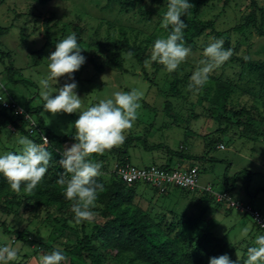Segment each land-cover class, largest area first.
Returning a JSON list of instances; mask_svg holds the SVG:
<instances>
[{
	"label": "rangeland",
	"instance_id": "1",
	"mask_svg": "<svg viewBox=\"0 0 264 264\" xmlns=\"http://www.w3.org/2000/svg\"><path fill=\"white\" fill-rule=\"evenodd\" d=\"M133 1L135 6L128 2L121 8L119 0H113L110 5L109 0H52L45 5L32 0H0V94L22 109H40L47 127L56 135H74L73 124L78 114L59 113L54 116L45 112L40 95V81L49 74L48 57L55 51L56 42L74 33L83 48L82 54L87 58L80 70L73 74L83 110L101 99L111 98L116 91L135 89L140 94V108L137 120L127 131L125 139L143 136L152 145L164 143L184 153L205 156L207 160L195 161L200 168L201 189L211 185L214 192L223 193L228 181L233 185L227 191L231 199L249 203L264 213V91L261 93L255 85L258 81L256 71L250 70L247 64L243 67L246 57L264 60V0H189L192 7L182 17L184 21L198 16L202 23L214 21L215 25L195 38L185 28L184 44L191 51L173 73H168L162 65L158 69L159 64L150 61L154 41L166 38L171 30L170 27H162L167 10L165 0ZM123 32L127 33L131 45L143 48L148 61L145 66L119 47ZM217 39H222L224 47L231 49V57L210 74L209 81L200 91L189 90L190 76L205 59L204 48ZM38 51L41 53L37 54ZM117 52L121 64H117ZM248 72L256 74L253 81H249ZM242 73H245V78H242ZM174 78L179 82L178 95L169 89ZM66 82H71L66 76L59 77L58 83L49 81L53 92ZM218 82L237 86L238 89L231 92L226 108H249L254 114L251 131L237 126V118L231 117L230 122L226 121L227 118L219 120L224 108L215 100ZM167 100L172 102V114L177 115L180 121H174V117L167 114ZM219 129H225V132ZM19 136L24 135L13 126L11 119L9 121L1 113L0 107V154L18 152L21 146L16 139ZM72 144L69 142L58 148L49 143L47 147L52 153L50 165L58 160L57 156L65 146ZM219 144H224L225 148H219ZM132 145L129 162L137 166L154 162L161 165L169 157L166 149L146 151L137 142ZM118 147L122 145L107 150L102 162L97 157L91 158L101 164L102 175L96 179L107 188L120 181L114 171ZM240 171L243 172L234 178ZM134 189L133 205L146 211L147 217L163 230L172 224L171 237L185 250L203 232L211 231L235 246L234 262L243 264L246 249L254 244L257 235L264 234L248 214L225 203H217L214 197L205 210L201 200L206 196L201 191L188 192L173 187L162 195L145 183ZM10 191L0 200V246L10 245V249H15L19 264H42V257L52 252V245L65 252L87 233L92 234L94 227L105 222L102 209L110 194L107 189L105 197H101L100 191L93 219L76 223L72 205L57 209L58 206L50 207L45 202L25 200L29 199V192L23 188L19 193ZM13 199L17 202L9 204ZM5 206L10 210L9 216ZM245 229L247 236L244 235ZM21 232L29 240L20 239ZM14 238L17 242L11 244ZM95 246L101 264H130L128 260H120L105 251L100 241H96ZM64 256L66 259L62 264H93L89 257L73 260L70 254Z\"/></svg>",
	"mask_w": 264,
	"mask_h": 264
},
{
	"label": "clouds",
	"instance_id": "2",
	"mask_svg": "<svg viewBox=\"0 0 264 264\" xmlns=\"http://www.w3.org/2000/svg\"><path fill=\"white\" fill-rule=\"evenodd\" d=\"M166 11L162 27L170 31L166 38L156 39L151 48L150 61L164 66L168 73L177 71L190 54L184 44V30L187 27L182 17L188 14L192 4L189 0H165ZM76 35L69 34L56 42L55 51L49 57V74L40 81L43 110L54 116L59 113L78 114L74 122L75 143L65 146L59 152L58 161L64 172L58 183L64 187L65 199L72 201L71 211L76 223L91 221L94 217L95 201L104 185L97 181L101 176V164L93 162L92 154L103 155L107 150L122 145L128 130L137 120L140 108V94L135 90L116 91L111 98L101 99L98 103L82 109V99L76 89L74 73L86 63ZM129 56L132 53L128 54ZM232 55L231 49L224 47V41L210 42L203 51L205 59L190 76L188 89L200 91L209 81L210 74L223 65ZM148 61H146V64ZM66 76L67 81L53 92L49 81ZM55 94V95H54ZM16 143L21 146L18 152L0 154V175L6 178L10 188L19 193L22 185L28 192L33 191L48 172L52 153L48 150L49 141L36 143L27 136H19ZM70 178H65V176ZM247 236V229L244 230ZM62 250H53L42 257V264H62L65 261ZM0 264H19L18 252L4 247L0 249ZM209 264H239L232 261L228 254L211 257ZM243 264H264V234L257 235L254 244L246 249Z\"/></svg>",
	"mask_w": 264,
	"mask_h": 264
},
{
	"label": "trees",
	"instance_id": "3",
	"mask_svg": "<svg viewBox=\"0 0 264 264\" xmlns=\"http://www.w3.org/2000/svg\"><path fill=\"white\" fill-rule=\"evenodd\" d=\"M32 1L45 5L52 0ZM112 1L113 0H109L108 4L110 5ZM128 2H130L131 6L136 5L133 0H119L118 3L120 4L121 8H124L123 5L125 3L128 4ZM199 19L200 18H198V16H195L191 20L185 21L187 25L186 32L191 33L192 38L202 36L205 33V30L213 28L215 25L214 21L202 23V21ZM123 37L124 38L119 44V47L129 53H132V55L137 58L138 62L145 66L146 56L144 54L143 48L140 45H131L129 39L127 38L126 32H123ZM40 53L41 51H38L37 54ZM116 57L118 59L117 64H121V58L118 52L116 53ZM246 58L247 59H244L243 61V67H245L247 64L250 70L256 71L258 75V81L255 85L259 87L261 93H263L264 60H256L252 59L251 57ZM153 64L155 65L156 63ZM161 67L162 66L159 64L157 68L160 69ZM241 76L242 78H245V73H242ZM247 76L250 77L249 81H253V77H256V74L248 72ZM178 83V80L174 78L169 85V89L176 95L180 94V91L178 90ZM233 89L238 88L236 85L229 82L217 83L215 100L220 106L224 108L223 115H219V120L227 118L226 121L230 122L231 117L237 118V126H240L242 130L251 131V118L254 117V114L249 108L242 107L239 110L226 108V103L228 102ZM172 108V102L167 100L165 103V110L167 114L174 117V121L175 119L178 121L180 118L176 117L177 115L172 114ZM24 110L36 121V126H34L33 133H31V131L28 129L30 122L29 119H25L24 116H14L13 113L1 107V113L6 115V118L9 121L11 119L13 126L24 136H27L36 143H43L44 137L48 139L49 143L58 148H63V146L69 142L75 143L73 134L59 136L51 131L41 116L40 109L26 108ZM7 113L10 116L7 115ZM220 130L225 132V129H219V131ZM133 142H137L142 145L146 151H160L161 149H166L168 156L172 159L194 161L201 159L207 160L205 156L192 155L186 152L184 153L182 150L172 149L164 143H156L153 145L149 144L148 138L139 136L125 139L122 147H118L116 149L118 154V159L116 162H129V150L130 147L133 146ZM2 148L6 149L7 146H2ZM95 157L99 158L101 162L105 160L104 155L93 154L91 156V158ZM57 159L58 160L54 161L53 165H50L45 178L40 182V184L33 191L29 192V199L25 200L36 203L45 202L50 207L58 206L57 209L68 208L72 205L73 202L65 199L64 197L65 186H62L58 183V180L61 178L64 169L61 168L60 164L58 163V161L61 159V155L57 156ZM161 165L166 168L174 167L169 162ZM246 171L249 172L248 170H245V172ZM242 172L243 171L236 173L234 178H236ZM65 178H70V176L66 175ZM227 179L229 178L227 177ZM119 180L120 181L114 187L107 188L106 186L103 188V191L100 192L101 197H105L107 189H109L110 193L109 199L106 201V204L102 209V215L105 217L104 224L94 227L92 234L88 235L89 233H87L80 242L71 247L72 249L65 250L66 253L63 252L64 255L70 254V256L73 257V260L76 258L84 259L89 257L93 264H101V259L96 254L95 246L96 241H100L105 251L114 254V256L120 258V260H128L130 264H209V259L211 257H219L223 254H228L232 261L235 260V246L227 242L224 238L216 236L211 231L203 232L199 238L193 241L188 250L177 246L175 244V238L171 237V231L174 229L172 224L168 225L167 230H163L161 226L155 225L152 220L147 217L146 211L144 212L143 209L133 205L136 192L134 188L139 184L135 183L133 185H128L120 178ZM225 185L227 188L225 192L233 188V185H230L228 181H226ZM22 188L24 189L23 185ZM10 190L11 188L6 178L0 175V200L3 196H5V194L11 192ZM153 190L154 192H157L156 188H153ZM182 190L189 192V190ZM13 192L14 191L12 190V193ZM201 192L206 196L203 201L201 200V204L203 205V208L207 210L211 205V201H213L215 198L213 199L214 196L207 191L202 190ZM13 202L16 203L17 201L13 199L11 202H9V204H13ZM4 208L8 213L7 216H9L10 210L7 208V206ZM169 213H172V210L171 212L169 211ZM185 218L186 217H183L182 219L185 220ZM19 238L25 241L29 240V237L23 232L19 234ZM50 249L53 251L57 248L52 245Z\"/></svg>",
	"mask_w": 264,
	"mask_h": 264
},
{
	"label": "built area",
	"instance_id": "4",
	"mask_svg": "<svg viewBox=\"0 0 264 264\" xmlns=\"http://www.w3.org/2000/svg\"><path fill=\"white\" fill-rule=\"evenodd\" d=\"M0 106L16 116H24L25 119H29L30 122L28 129L31 133L34 132V126H36L35 119L26 113V111L16 102L8 100L3 94H0ZM218 147L224 149L225 145L219 144ZM114 171L117 176L128 185L145 183L152 188H156L157 192L162 195L166 194L168 190L173 187L189 191H197L201 189L199 185L200 168L197 165L166 168L163 165L155 163L146 166H137L129 162H116ZM201 190L212 194L217 202L225 203L232 209H238L245 214H248L254 224L264 231V213L259 208L242 201H234L230 198L227 192H214L211 185L202 187ZM16 241L17 239H12L11 244L16 243ZM4 247L11 248L10 245H3L0 246V249Z\"/></svg>",
	"mask_w": 264,
	"mask_h": 264
},
{
	"label": "crops",
	"instance_id": "5",
	"mask_svg": "<svg viewBox=\"0 0 264 264\" xmlns=\"http://www.w3.org/2000/svg\"><path fill=\"white\" fill-rule=\"evenodd\" d=\"M186 161H189V160H184V161H181V162H177L176 159H172L171 157H167L166 159H164L162 161V164H166L167 162L171 163L172 166L176 167L177 166H191V165H196V162L195 161H192L190 160L191 162H186ZM155 163V162H154ZM198 191H202V190H198ZM170 192V191H169ZM168 192V193H169ZM203 200V199H202ZM208 200V199H207ZM206 204V203H205ZM170 210V209H169ZM261 210V209H260ZM171 211V210H170ZM262 211V210H261ZM17 242V241H16Z\"/></svg>",
	"mask_w": 264,
	"mask_h": 264
}]
</instances>
